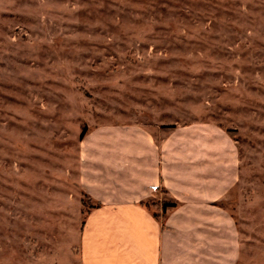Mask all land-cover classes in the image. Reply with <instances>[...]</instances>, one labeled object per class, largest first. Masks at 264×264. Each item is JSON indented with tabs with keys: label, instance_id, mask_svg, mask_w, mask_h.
<instances>
[{
	"label": "rangeland",
	"instance_id": "rangeland-1",
	"mask_svg": "<svg viewBox=\"0 0 264 264\" xmlns=\"http://www.w3.org/2000/svg\"><path fill=\"white\" fill-rule=\"evenodd\" d=\"M97 131L230 180L239 264H264V0H0V264H79Z\"/></svg>",
	"mask_w": 264,
	"mask_h": 264
},
{
	"label": "crops",
	"instance_id": "crops-1",
	"mask_svg": "<svg viewBox=\"0 0 264 264\" xmlns=\"http://www.w3.org/2000/svg\"><path fill=\"white\" fill-rule=\"evenodd\" d=\"M102 137L88 135L80 150V181L96 205L81 227L79 264H239L237 227L217 205L230 180L185 172L183 153L169 151L162 137L135 131L129 150L103 148ZM110 155L127 158L129 167L107 165ZM162 189L172 206L147 205Z\"/></svg>",
	"mask_w": 264,
	"mask_h": 264
},
{
	"label": "trees",
	"instance_id": "trees-1",
	"mask_svg": "<svg viewBox=\"0 0 264 264\" xmlns=\"http://www.w3.org/2000/svg\"><path fill=\"white\" fill-rule=\"evenodd\" d=\"M167 206V204L165 203L164 205H163V207H166Z\"/></svg>",
	"mask_w": 264,
	"mask_h": 264
}]
</instances>
